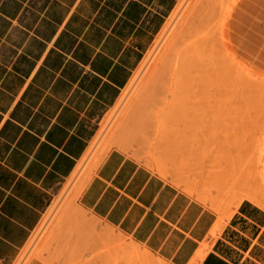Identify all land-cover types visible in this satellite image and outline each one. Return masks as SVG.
Masks as SVG:
<instances>
[{
	"label": "crops",
	"instance_id": "1",
	"mask_svg": "<svg viewBox=\"0 0 264 264\" xmlns=\"http://www.w3.org/2000/svg\"><path fill=\"white\" fill-rule=\"evenodd\" d=\"M178 1L0 0V264L15 263ZM263 22L264 0L234 22L257 68ZM76 202L166 264H264L263 207L220 217L118 150Z\"/></svg>",
	"mask_w": 264,
	"mask_h": 264
},
{
	"label": "rangeland",
	"instance_id": "2",
	"mask_svg": "<svg viewBox=\"0 0 264 264\" xmlns=\"http://www.w3.org/2000/svg\"><path fill=\"white\" fill-rule=\"evenodd\" d=\"M245 1H178L118 100L96 125L75 174L52 199L14 264L32 259L48 264H166L77 205L88 178L113 149L220 217L242 200L264 208V22L257 68L239 54L233 40L236 14ZM210 12L216 28L215 60L223 66L227 90L222 102L215 88L213 132L205 138L194 135L196 149L186 138L172 135L157 109L151 112L162 104L158 101L164 99L175 52L193 25ZM205 141H211L210 147H204Z\"/></svg>",
	"mask_w": 264,
	"mask_h": 264
},
{
	"label": "bare ground",
	"instance_id": "3",
	"mask_svg": "<svg viewBox=\"0 0 264 264\" xmlns=\"http://www.w3.org/2000/svg\"><path fill=\"white\" fill-rule=\"evenodd\" d=\"M212 16L210 12L203 22L199 18L200 24L195 23L181 40L182 45L175 52L168 84L163 89L164 99L158 101L162 104L151 112L154 114L153 110L157 109L156 115L163 117L172 135L186 138L187 143L196 149L198 145L193 139L194 135L202 134L205 138L213 132L216 118L215 88H219L218 99L222 102L227 90L223 66L215 60L216 28L211 25ZM203 144L208 148L211 141Z\"/></svg>",
	"mask_w": 264,
	"mask_h": 264
}]
</instances>
